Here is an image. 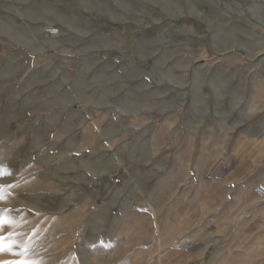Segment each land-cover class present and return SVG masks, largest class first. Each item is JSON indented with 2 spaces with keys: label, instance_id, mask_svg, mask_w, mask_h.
<instances>
[{
  "label": "rangeland",
  "instance_id": "374dc122",
  "mask_svg": "<svg viewBox=\"0 0 264 264\" xmlns=\"http://www.w3.org/2000/svg\"><path fill=\"white\" fill-rule=\"evenodd\" d=\"M17 48L51 60L29 72L47 80L39 125L2 111L3 80L28 74ZM0 50V209L28 259L193 264L191 237L205 263H247L260 228L235 225L246 195L222 178L240 161L264 178V0H0Z\"/></svg>",
  "mask_w": 264,
  "mask_h": 264
},
{
  "label": "crops",
  "instance_id": "0c3cea01",
  "mask_svg": "<svg viewBox=\"0 0 264 264\" xmlns=\"http://www.w3.org/2000/svg\"><path fill=\"white\" fill-rule=\"evenodd\" d=\"M18 31L20 32L21 30L16 29L14 30V33H17ZM7 51L8 52L10 51L11 54L10 58H12V60L14 61V65L16 69L19 67L21 68L27 66L26 68L28 74L11 75L9 78L3 80L5 84H15L16 86L14 85L11 94L4 100L2 111L4 112L5 109H8L9 112L14 116L13 122L19 121V118L17 119L15 117L21 115L24 116V120L28 123L29 122L28 117L33 115V118L30 121V123H36L37 125H39L43 122V114L45 113L43 99H44V91H45L44 83L47 80L43 74H39V73L30 74L29 72L38 69L39 67L42 68V65L50 62L51 60L48 58L45 59L40 56H34L31 54L29 49L26 48L24 49L17 48ZM21 94L27 95L28 99L30 98L32 99V102H30L29 100L26 101L23 97L20 98L19 95ZM21 119L22 118H20V120ZM247 167H248L247 161L246 162L240 161L239 165H236V168L234 170H232L222 178L225 183L228 182L227 189L229 190L231 189L232 194L240 195V193L243 190L244 195H246L244 197L246 201L240 202L239 205L243 207L242 209L246 210L245 212L247 213H244L243 217L240 219L241 221L238 220L241 223L237 221L235 225L241 227L260 228L259 230L255 231L254 235L250 236V238L252 239V241H250L251 243L250 246H245L244 248L241 246L237 247L239 248L238 249L239 251L236 257L239 259H247V263L245 260L238 261L237 259L236 264H264V197L258 198L259 199L258 200L253 195L255 185L258 182H264V178L262 177H259L258 179L253 177L250 178L248 176ZM215 169H217V167ZM231 206L232 205H230V207ZM236 206L237 205L234 204L232 207L236 208ZM197 210L200 211V213H203L204 212L203 205H201L200 207L198 206ZM191 219L192 220L188 218V220L191 221L192 226H195L197 228L195 236L199 237L200 233L202 232V229H204L205 218L203 215H199ZM215 219H216L215 221H220V220H224V217L223 215L219 214L218 217L215 216ZM216 225H219V223H216ZM201 241L202 240L194 241V239L190 237L188 243L185 244V248L182 251L183 254L181 255V257L183 256V259L186 260V263L193 262V264H202V263L214 264L212 261L210 263L203 262L201 259L203 255L200 253L198 254H193L192 252L189 253L191 251L190 248L195 246L196 243ZM167 248L165 250L166 254L164 255V257L166 258L172 255L171 246L168 245ZM223 249L227 250L228 246Z\"/></svg>",
  "mask_w": 264,
  "mask_h": 264
},
{
  "label": "snow or ice",
  "instance_id": "6c2138e0",
  "mask_svg": "<svg viewBox=\"0 0 264 264\" xmlns=\"http://www.w3.org/2000/svg\"><path fill=\"white\" fill-rule=\"evenodd\" d=\"M12 173L0 167V179L10 176ZM13 185L0 184V202H3L12 195L10 189ZM18 211V210H17ZM9 209H0V254L7 253L11 256L22 257L15 260H0V264H38L35 260L28 259V252L30 244L28 238L19 239L20 233L13 229L16 227L18 221L9 214ZM10 229L4 232V228Z\"/></svg>",
  "mask_w": 264,
  "mask_h": 264
},
{
  "label": "built area",
  "instance_id": "2783aa9c",
  "mask_svg": "<svg viewBox=\"0 0 264 264\" xmlns=\"http://www.w3.org/2000/svg\"><path fill=\"white\" fill-rule=\"evenodd\" d=\"M255 192L260 195V196H264V182H258L256 185H255V188H254Z\"/></svg>",
  "mask_w": 264,
  "mask_h": 264
}]
</instances>
